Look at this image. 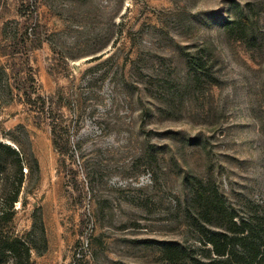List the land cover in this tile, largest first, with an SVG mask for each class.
<instances>
[{
	"label": "rangeland",
	"instance_id": "374dc122",
	"mask_svg": "<svg viewBox=\"0 0 264 264\" xmlns=\"http://www.w3.org/2000/svg\"><path fill=\"white\" fill-rule=\"evenodd\" d=\"M0 141L39 164L4 233L32 264H224L191 178L264 225V0H0Z\"/></svg>",
	"mask_w": 264,
	"mask_h": 264
},
{
	"label": "trees",
	"instance_id": "16d2710c",
	"mask_svg": "<svg viewBox=\"0 0 264 264\" xmlns=\"http://www.w3.org/2000/svg\"><path fill=\"white\" fill-rule=\"evenodd\" d=\"M228 25L240 39L258 40L257 35L252 31V20L248 15L241 14L231 19ZM39 100L43 106H46L41 96L36 99L31 95L27 96L29 103L37 104ZM64 132L65 128L62 124L54 120L52 122L53 144L60 152H62L61 141L67 139ZM24 167L31 172L34 168H39V164L37 160L33 164L28 155H22L19 150L0 141V182L3 184V192L0 195V264L7 256L12 258L10 264H32L30 247L27 242L20 237L4 235L16 214L15 203L19 200L26 178ZM191 184L194 188L193 198L195 199V204L192 205L195 208L193 215L199 232L205 233L203 226L206 224L217 229L205 233L206 240L200 239V243L205 245L209 243L210 250L217 257H223L220 261L224 264H264V225L261 224L263 222L256 221L254 218L238 220L234 210L227 206L218 190L211 188L197 177L191 178ZM7 187H12V190L6 197L4 194ZM189 213L192 214V211ZM232 238L238 239L239 242L231 244L233 248L229 250L228 241ZM167 250L183 253L179 247L174 250L169 247ZM236 254L241 255L242 262L234 260L233 257Z\"/></svg>",
	"mask_w": 264,
	"mask_h": 264
}]
</instances>
